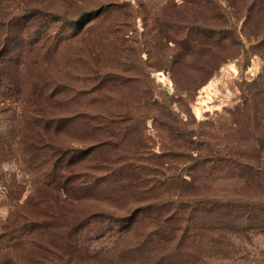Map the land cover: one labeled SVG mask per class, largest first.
I'll return each mask as SVG.
<instances>
[{
	"label": "rangeland",
	"instance_id": "374dc122",
	"mask_svg": "<svg viewBox=\"0 0 264 264\" xmlns=\"http://www.w3.org/2000/svg\"><path fill=\"white\" fill-rule=\"evenodd\" d=\"M119 1L126 7L115 34H105L106 29L94 25L89 16L75 24L51 26L49 33L57 29L64 42L35 69L56 75L74 89L93 87L97 76L109 77L104 85H110L108 96L99 103H90L93 92L69 99L70 91L60 98L53 113L65 119L53 123V138L64 147L90 149L101 135H90L86 127L69 121L72 115L118 106L128 117L127 111L140 102L158 101L171 107L183 123L177 140L166 118L152 116L154 110H148L149 118L128 117L124 129H129L131 142L141 140V148L158 160L160 166L153 162L152 167L178 177L183 202L197 197L200 205L195 213L184 215L182 229L171 241L166 240V231V236H154L157 244L133 249L139 238L136 229L126 233L119 226L104 238L94 236L97 246L77 249L75 254L66 250L65 256L72 257L73 264H264V12L245 8L240 0H223L231 20L228 30L236 29L241 46L218 51L188 35V26L203 23L198 22L197 6L183 0ZM23 2L73 12L90 7L85 0H1L0 8H18ZM215 11L202 10L209 29ZM17 29L11 48L26 36L24 29L19 34ZM22 58L12 49L1 59L0 73L18 74ZM5 89L0 88V264L45 263L42 253L26 248L18 234H12L13 228L8 229L25 214L36 216L45 209L65 220L91 211L122 216L131 207L147 204L150 199L134 200L122 189L117 197L99 192V198H79L68 183L57 189L43 186L45 167L33 171L22 157L20 139L27 132L22 101L11 92L4 95ZM216 148L239 150L240 167L215 169L204 162ZM178 152L184 156L168 155ZM92 153L81 159L82 166L98 163L100 156ZM147 224L142 223V229Z\"/></svg>",
	"mask_w": 264,
	"mask_h": 264
},
{
	"label": "trees",
	"instance_id": "16d2710c",
	"mask_svg": "<svg viewBox=\"0 0 264 264\" xmlns=\"http://www.w3.org/2000/svg\"><path fill=\"white\" fill-rule=\"evenodd\" d=\"M85 1L90 7L75 12L67 8L52 10L25 2L19 3L18 8L9 9L5 6L0 8V61L12 49L14 55H23L20 61L23 67L18 74L10 77L0 73V88H6L4 95L11 92L12 97H15V100L20 99L24 107L23 119L27 125V132L20 139L22 157L33 171L45 167L41 174L43 186H54L57 189L68 183L67 188L74 192L75 197L99 198L97 193L107 192L104 196L112 198L117 197L118 191L122 189L131 194L134 200L137 197L139 200H150L142 207H131V211L122 216L116 215L115 212L91 211L84 216L65 220L55 214L48 215V210L44 209L43 214H36L37 217L25 214L23 221L19 218L14 219L10 223L13 225H9L8 229L13 228L12 234H18V240L22 241L20 243L26 248L42 253L45 260L43 264H73L72 257L65 256L66 250L75 254L77 249L97 246L94 236L96 239L104 238L119 226L126 228V233L136 229L139 238L136 239L133 249L157 244L154 236L162 234L166 236V231L168 234L166 240L171 241L182 229L184 215L187 212L195 213L200 205L197 197L183 202L182 186L179 185L178 177L165 175L164 170L152 167L153 162L157 167L160 166L158 160L149 151L141 148V140L135 144L131 142L129 129H124V122L129 118H149L148 110H154L152 116L166 118L169 130L171 129L175 135L174 139L173 134L171 135L172 139L177 140L176 138L180 137L178 131L183 123L177 118L178 115L171 107H165L158 101L140 102L145 93L139 94L137 101L140 104L132 108V115L127 111L129 118L117 106L109 107L105 112L80 111L68 119L86 127L90 135H101L90 149L64 147L55 142L52 133L53 123L65 119L56 117L53 113L60 98H65L70 91L73 92V96L69 99L83 98L87 93L93 92L90 103L95 104L108 96L106 90L110 85L104 83L109 77L102 76L99 79L97 76L98 82L93 87L74 89L56 75L35 69L36 66L42 67L46 64L50 56L59 49L60 43L64 42L57 29L49 33L54 23L75 24L89 16L94 25L106 29L105 34L108 33V36L115 34V24L124 17L126 4L119 0ZM183 1L186 5L197 6L199 10L198 22L203 23L200 26H188L189 37L193 36V40L199 45L209 44L218 51L241 46L236 29L228 30L231 20L223 6V0ZM236 1L232 0L233 3ZM240 1L245 4V8L258 7L259 12H264V0ZM210 7L216 11L209 29L206 23L208 17L202 10ZM16 27L19 29L18 34L24 29L26 36L22 43L11 48ZM19 46L21 49L17 50ZM113 86L116 87L114 84ZM109 98L115 99L112 96ZM209 143L211 145L212 141H208V145ZM91 152L100 156L97 158L98 163L92 167L82 166L81 159L89 157ZM170 154L172 158L184 156L179 152L176 155L172 153L168 155ZM159 156L161 159L165 157V151ZM241 156V152L234 148L230 150L216 148L210 156L204 158V162L209 161L215 169L239 168L242 161L237 157ZM147 160L149 163L145 164ZM119 182L121 183L118 184ZM111 183L116 186L109 187ZM142 223L147 224L144 229ZM33 264L40 262L33 261Z\"/></svg>",
	"mask_w": 264,
	"mask_h": 264
}]
</instances>
